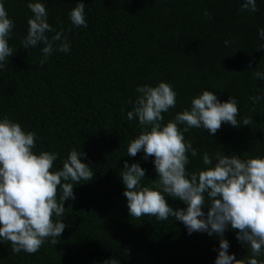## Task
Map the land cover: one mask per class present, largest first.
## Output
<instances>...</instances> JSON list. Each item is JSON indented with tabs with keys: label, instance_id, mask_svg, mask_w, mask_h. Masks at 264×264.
<instances>
[{
	"label": "trees",
	"instance_id": "trees-1",
	"mask_svg": "<svg viewBox=\"0 0 264 264\" xmlns=\"http://www.w3.org/2000/svg\"><path fill=\"white\" fill-rule=\"evenodd\" d=\"M41 2L48 23L64 31L71 49L54 50L47 62L40 44L22 47L33 15L29 3ZM85 3L87 27L73 26L70 12ZM244 0H0L14 28L8 38L14 55L0 69V119L8 117L36 133L34 153H58L50 170L62 169L76 149L94 173L92 181L74 185L75 200L64 202L59 218L67 227L57 244L49 238L35 254L11 252V242L0 239V264H215L221 237L206 232L189 234L185 225L169 217L132 218L120 173L125 161L146 170L141 186L155 187L159 174L154 157L143 151L129 157L127 149L142 132L138 118L127 119L143 85L169 83L177 93L175 108L162 113V125L191 109L193 98L208 90L221 102L238 101L240 127L223 123L213 135L203 128L184 133L197 149L188 153L189 178L214 167L216 153L241 159L264 158V0L255 13L241 11ZM207 11L211 19L204 15ZM51 38L55 32L46 33ZM225 40L231 43L225 46ZM251 61V66L249 62ZM260 97L253 103L252 97ZM133 103L129 104L128 101ZM244 117L252 123L243 126ZM183 130L184 125H178ZM150 130V126H149ZM213 159L204 165L203 154ZM154 180H157L154 182ZM63 183V181H62ZM62 194L58 186L57 200ZM174 209L187 205L167 196ZM210 201L205 194L203 211ZM54 221L57 219L53 217ZM229 254L237 260L251 256L250 248L229 228ZM264 264V250L257 257Z\"/></svg>",
	"mask_w": 264,
	"mask_h": 264
},
{
	"label": "clouds",
	"instance_id": "clouds-1",
	"mask_svg": "<svg viewBox=\"0 0 264 264\" xmlns=\"http://www.w3.org/2000/svg\"><path fill=\"white\" fill-rule=\"evenodd\" d=\"M27 6L33 15L28 19V32L22 40V47L29 49L43 44L41 65L47 62L54 50L68 53L71 49L68 37L63 30L56 32L48 23L45 5L34 2ZM245 10L255 13L257 0H244L241 11ZM69 15L73 26L87 27L85 3L76 4ZM204 15L211 19L207 11ZM13 28L14 21L9 18L4 4L0 3V69L14 55V49L8 42ZM50 32H55L51 38L46 35ZM259 36L264 39V28L259 30ZM224 43L228 46L231 42L225 40ZM254 75L264 79V72L256 71ZM136 91L140 95L133 110L128 111L127 119L138 118L142 132L130 142L127 153L129 157H135L143 151L145 160L154 157L155 170L159 174L155 187L162 191L142 187L146 170L139 163L129 166L125 161L120 175L131 217L151 216L158 221L172 217L182 222L189 234L206 232L210 236H219L215 264H245L244 260H237L235 254H229V241L223 237L230 226L237 230L238 241L250 248L251 256L246 264H261L257 257L264 250V158L245 160L237 155L216 153L214 167L192 173L190 178L186 169L190 164L188 153L192 157L198 153L191 142L185 141L184 133L191 128H203L214 135L223 123L240 127L238 101L231 97L221 102L215 93L205 90L192 99L190 110L177 113L174 120L162 125V113L176 107L177 93L172 86L160 82L155 87L140 86ZM251 99L255 103L260 97ZM251 123V117L243 118V126ZM178 125H184L182 131ZM36 140V133L26 132L19 122L8 117L0 119V239L11 242L13 253L35 254L49 238L56 245L57 238L67 227L59 220L66 210L64 202L75 200L74 185L94 178L92 168L81 159L86 153L76 149L68 154L61 170L50 171L59 154L49 151L34 153ZM202 161L204 165L213 164L207 152L203 154ZM58 186L62 189L59 202ZM164 194L183 201L186 209H174ZM205 194L210 201L207 214L203 211ZM54 216L57 218L55 221ZM104 264H119V261L113 258L105 260Z\"/></svg>",
	"mask_w": 264,
	"mask_h": 264
}]
</instances>
